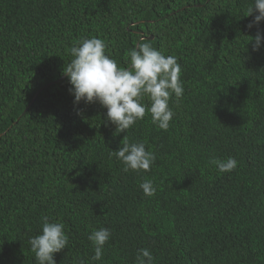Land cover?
Listing matches in <instances>:
<instances>
[{"label":"trees","instance_id":"obj_1","mask_svg":"<svg viewBox=\"0 0 264 264\" xmlns=\"http://www.w3.org/2000/svg\"><path fill=\"white\" fill-rule=\"evenodd\" d=\"M249 3L0 0V264H36L44 217L68 236L57 264H136L142 248L153 264H264V47L247 44ZM92 37L122 68L144 43L177 58L184 93L167 130L146 113L113 135L98 102L74 106L63 67ZM125 135L155 154L149 171L110 155ZM229 157L231 172L211 163ZM105 227L93 261L87 237Z\"/></svg>","mask_w":264,"mask_h":264},{"label":"clouds","instance_id":"obj_2","mask_svg":"<svg viewBox=\"0 0 264 264\" xmlns=\"http://www.w3.org/2000/svg\"><path fill=\"white\" fill-rule=\"evenodd\" d=\"M244 16H253L247 27H257L255 36L247 42L252 50L264 47V32L259 25L264 22V0H250ZM103 40L85 38L70 48L71 61L63 67V74L71 85L70 94L74 96V106L81 101L85 104L99 103L106 111V122L114 125L113 135L127 131L146 113L151 123L158 129L167 130L174 111L169 101L175 96L177 102L184 93L180 79L181 66L177 58L165 56L150 44H139L126 54L127 67H119L117 62L105 52ZM147 100V104L144 101ZM79 114V110H78ZM121 161L125 172H147L155 162L153 152L146 150L144 142H130L126 135L123 144L110 153ZM218 172H231L237 167L235 158L226 160L214 158L211 161ZM144 195H155L151 180L140 184ZM111 237L108 228L93 230L88 240L94 248L93 261H100L103 249ZM30 250L34 253L36 264H57L55 254L68 246V236L64 224L43 218L42 231L29 239ZM136 264H153V255L147 248L138 249Z\"/></svg>","mask_w":264,"mask_h":264}]
</instances>
